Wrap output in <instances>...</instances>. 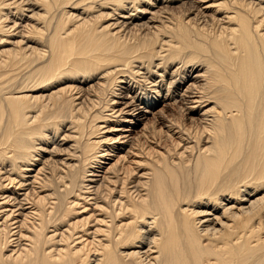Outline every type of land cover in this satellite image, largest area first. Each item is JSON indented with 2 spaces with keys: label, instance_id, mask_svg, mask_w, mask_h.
Masks as SVG:
<instances>
[{
  "label": "bare ground",
  "instance_id": "6f19581e",
  "mask_svg": "<svg viewBox=\"0 0 264 264\" xmlns=\"http://www.w3.org/2000/svg\"><path fill=\"white\" fill-rule=\"evenodd\" d=\"M0 264H264V0H0Z\"/></svg>",
  "mask_w": 264,
  "mask_h": 264
}]
</instances>
